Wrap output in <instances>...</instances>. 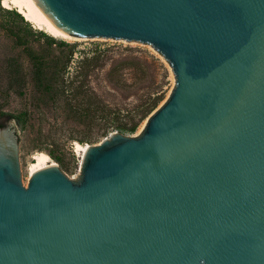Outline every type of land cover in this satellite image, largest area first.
<instances>
[{
    "label": "water",
    "instance_id": "obj_1",
    "mask_svg": "<svg viewBox=\"0 0 264 264\" xmlns=\"http://www.w3.org/2000/svg\"><path fill=\"white\" fill-rule=\"evenodd\" d=\"M34 2L69 35L152 46L174 83L74 178L51 164L25 186L0 125V264H264V0Z\"/></svg>",
    "mask_w": 264,
    "mask_h": 264
},
{
    "label": "rangeland",
    "instance_id": "obj_2",
    "mask_svg": "<svg viewBox=\"0 0 264 264\" xmlns=\"http://www.w3.org/2000/svg\"><path fill=\"white\" fill-rule=\"evenodd\" d=\"M2 1V7L15 9ZM28 23L0 12V110L22 118L21 123L11 121L19 136L25 186L34 152L47 153L68 178H74L81 165L75 141L93 145L119 132L114 125L130 124L139 105L157 98L151 112L155 110L174 83L171 67L146 43L55 37ZM135 60L146 64V78L133 65ZM37 63L43 65V78L37 74ZM110 109L119 110L118 120L105 115ZM147 116L133 132L123 134L138 135Z\"/></svg>",
    "mask_w": 264,
    "mask_h": 264
},
{
    "label": "bare ground",
    "instance_id": "obj_3",
    "mask_svg": "<svg viewBox=\"0 0 264 264\" xmlns=\"http://www.w3.org/2000/svg\"><path fill=\"white\" fill-rule=\"evenodd\" d=\"M2 4L6 7L16 8L26 20L30 21L36 27L41 28L52 36L71 37L67 33L59 30L56 26H54L50 21L47 20L34 0H3ZM87 146L88 144H81L76 141L74 142L75 150L79 153L80 157L82 156V151H84ZM32 157L33 160L29 166L30 174L38 169L51 164H55L50 156L43 151L34 152Z\"/></svg>",
    "mask_w": 264,
    "mask_h": 264
},
{
    "label": "trees",
    "instance_id": "obj_4",
    "mask_svg": "<svg viewBox=\"0 0 264 264\" xmlns=\"http://www.w3.org/2000/svg\"><path fill=\"white\" fill-rule=\"evenodd\" d=\"M0 12H4L10 19L14 20H21L23 21L25 24H29L28 20H26L24 17H22L23 15L15 8V9H7L4 8L0 5ZM23 18L25 20H23ZM51 40H53L52 38H50ZM40 63H37L36 67H37V74L41 75L43 78V65H39ZM133 65L135 66V68L141 73L142 78H146L148 76V72H147V68H146V64L143 61L140 60H135ZM157 103V98L152 99L150 102L144 104V105H139L132 113L131 115V122L130 124L127 123H122L119 124L117 123L116 125H114L116 127V129L120 132H133L137 126L139 125L140 121L142 119H144L150 112L151 110L156 106ZM79 110V108H78ZM106 116H108V118H110L112 121L118 120V117L120 116V112L119 110H111L107 113H105ZM0 116L1 117H5V120L0 121V125H3L4 123H6L7 120H11L14 119L16 122L21 123L22 122V118L19 114H14L11 112H6V111H1L0 110ZM49 154L51 156L52 153L49 152Z\"/></svg>",
    "mask_w": 264,
    "mask_h": 264
}]
</instances>
